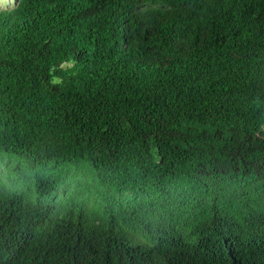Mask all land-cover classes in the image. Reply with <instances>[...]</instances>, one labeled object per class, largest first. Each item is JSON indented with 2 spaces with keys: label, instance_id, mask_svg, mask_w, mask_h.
<instances>
[{
  "label": "trees",
  "instance_id": "1",
  "mask_svg": "<svg viewBox=\"0 0 264 264\" xmlns=\"http://www.w3.org/2000/svg\"><path fill=\"white\" fill-rule=\"evenodd\" d=\"M0 264H264V0L1 9Z\"/></svg>",
  "mask_w": 264,
  "mask_h": 264
},
{
  "label": "rangeland",
  "instance_id": "2",
  "mask_svg": "<svg viewBox=\"0 0 264 264\" xmlns=\"http://www.w3.org/2000/svg\"><path fill=\"white\" fill-rule=\"evenodd\" d=\"M14 3H15V0H0V10L3 8H11L14 5ZM131 242H133L132 239H131Z\"/></svg>",
  "mask_w": 264,
  "mask_h": 264
}]
</instances>
